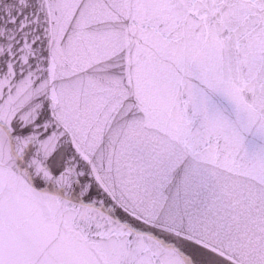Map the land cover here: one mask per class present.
Wrapping results in <instances>:
<instances>
[{
  "label": "snow or ice",
  "instance_id": "6c2138e0",
  "mask_svg": "<svg viewBox=\"0 0 264 264\" xmlns=\"http://www.w3.org/2000/svg\"><path fill=\"white\" fill-rule=\"evenodd\" d=\"M0 264H264V0H0Z\"/></svg>",
  "mask_w": 264,
  "mask_h": 264
}]
</instances>
